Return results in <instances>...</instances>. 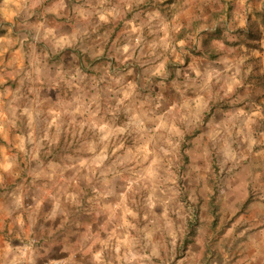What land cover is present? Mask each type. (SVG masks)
Returning a JSON list of instances; mask_svg holds the SVG:
<instances>
[{
  "label": "rangeland",
  "instance_id": "1",
  "mask_svg": "<svg viewBox=\"0 0 264 264\" xmlns=\"http://www.w3.org/2000/svg\"><path fill=\"white\" fill-rule=\"evenodd\" d=\"M17 2L0 0V104L16 122L0 131V177L5 155L13 188L35 154L68 175L123 169L134 228L107 264H264V108L250 103L259 81L247 79L264 69V0H81L70 17L78 41L59 47L35 32L49 2L29 16ZM135 104L190 107L165 113L178 120L168 158L157 135L131 127ZM133 136L141 158L121 160ZM144 229L165 238L143 240ZM25 249L19 264L39 261L35 245Z\"/></svg>",
  "mask_w": 264,
  "mask_h": 264
},
{
  "label": "crops",
  "instance_id": "2",
  "mask_svg": "<svg viewBox=\"0 0 264 264\" xmlns=\"http://www.w3.org/2000/svg\"><path fill=\"white\" fill-rule=\"evenodd\" d=\"M36 1L18 0L17 13L25 12L24 14L29 16V10L39 6L38 3L35 4ZM79 1L81 0H40V3L49 2V4L40 16H35L42 20L35 28V32L50 33V37L48 35L47 37L58 47L72 43L73 40L77 42L78 36L75 38L74 30L70 27L72 24L70 17L72 15L79 19L81 16ZM61 24L66 25L65 28H60ZM3 97L0 91V103H3ZM11 107L12 104L7 106L0 104V131L16 126ZM132 107L136 119L131 121V127L144 132L147 136L151 133L152 136L157 135L156 139L161 145V149H158L161 156L158 159L161 160L162 156L167 157L169 153L172 154L166 148L168 145L173 146L171 138L167 136L169 132H173L175 126L178 128V120L168 123L165 121V116L181 110L186 112L190 107L177 104L162 107L135 104ZM165 113L169 114L165 115ZM155 117L156 120L153 119L152 122L151 118ZM123 124L125 125V123L120 125ZM133 137L134 141L131 145L136 146L135 150H122L121 160L135 161L141 158L137 153L134 154V151L137 150L136 144H141L143 141L139 136ZM25 139L30 141V137ZM128 154L130 157L126 158ZM35 155L33 158L26 157L29 164L25 168V179L22 186L16 188L10 186L12 183L10 168L3 163L8 160V155L2 157L1 165L5 167L3 170L5 175L0 177V182L4 188H7L0 192V230L6 231L0 232V248L4 254L2 264L12 262L19 264L26 245H35L36 249L31 251L29 257L32 254L39 259L33 262V257L28 258V264L42 262L46 264L48 258L55 254L67 258L68 262L71 257L77 259L76 262H70L71 264H83L82 261L86 257L92 258L87 264H107L106 258L110 256L112 249L117 246L121 250V244L125 245V241L130 240L134 228L129 223L130 213L135 212L129 208L128 186L120 178L123 169L113 170L111 165H106L101 174H98L93 168L92 171L90 168L87 171L81 168L82 166L76 168L73 165V173L68 175L66 170L59 172L49 168L48 164L43 165L42 157ZM33 161H36L35 165L38 167L33 165ZM154 219L148 215V221L153 222ZM153 223L157 224V222ZM154 230L149 232L144 229L143 240L161 241L164 237L162 232ZM138 240L139 238L134 239V241Z\"/></svg>",
  "mask_w": 264,
  "mask_h": 264
},
{
  "label": "trees",
  "instance_id": "3",
  "mask_svg": "<svg viewBox=\"0 0 264 264\" xmlns=\"http://www.w3.org/2000/svg\"><path fill=\"white\" fill-rule=\"evenodd\" d=\"M191 31H189L188 35H185L184 37L185 38H190V34L194 33H190ZM247 79H250V80H257L259 81L258 82V85H256V88L253 89L251 91V94H250V98L251 101L250 103L252 105L255 104L257 110H260L262 108H264V103L260 102V100L262 99V97H264V69H262V67H257L254 66V68L252 69V71H250V73L248 74L247 76ZM262 116H263V119H264V112L262 113ZM187 160V158H185ZM4 186L2 184H0V192L4 191ZM193 237V236H191ZM188 244V242H186Z\"/></svg>",
  "mask_w": 264,
  "mask_h": 264
}]
</instances>
